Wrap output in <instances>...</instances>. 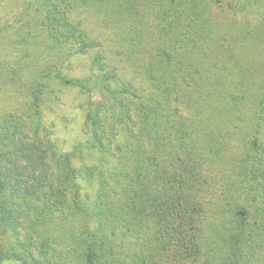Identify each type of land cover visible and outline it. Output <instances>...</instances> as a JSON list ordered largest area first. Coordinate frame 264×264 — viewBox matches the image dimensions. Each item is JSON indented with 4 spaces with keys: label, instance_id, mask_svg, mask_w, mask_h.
Here are the masks:
<instances>
[{
    "label": "trees",
    "instance_id": "1",
    "mask_svg": "<svg viewBox=\"0 0 264 264\" xmlns=\"http://www.w3.org/2000/svg\"><path fill=\"white\" fill-rule=\"evenodd\" d=\"M23 3L17 35L51 51L21 78L0 65L25 97L0 114V264H264V0ZM85 13L148 94L104 49L88 74L64 65L99 46ZM56 86L89 96L85 145L41 120Z\"/></svg>",
    "mask_w": 264,
    "mask_h": 264
},
{
    "label": "rangeland",
    "instance_id": "2",
    "mask_svg": "<svg viewBox=\"0 0 264 264\" xmlns=\"http://www.w3.org/2000/svg\"><path fill=\"white\" fill-rule=\"evenodd\" d=\"M25 6L23 0H0V57L6 62L3 61L0 65L4 69L12 67L18 78L27 71L34 62L33 59L38 60L51 51V44L45 34L34 41L29 36V29H26V35L24 32L20 36L17 35L16 27L22 19H25ZM31 12L33 13V9ZM96 19L98 18L88 16L86 13L81 14L82 26L92 33L91 36L96 38L99 46L93 51L70 56L64 61V65L72 67L76 73L88 74L95 68L93 63L95 53L104 49L110 61L114 63L113 67L118 77L132 80L140 90H143L142 94H148L151 85L147 77L135 68V56L130 57L132 51L127 45L118 44L117 31L110 26L102 28L100 23H96ZM255 50L253 60L257 62L259 52L256 47ZM17 84L14 87L0 79V114L18 112L25 107L24 89L19 83ZM97 95V91H94L90 96L91 100L97 99ZM88 98L89 96L78 88L56 86L50 99L43 104L41 120L51 128L54 140L65 150H71L77 144L85 145L90 138L85 120ZM4 264L17 263L7 260Z\"/></svg>",
    "mask_w": 264,
    "mask_h": 264
}]
</instances>
